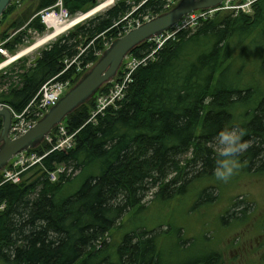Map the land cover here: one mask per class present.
Wrapping results in <instances>:
<instances>
[{"label": "trees", "instance_id": "16d2710c", "mask_svg": "<svg viewBox=\"0 0 264 264\" xmlns=\"http://www.w3.org/2000/svg\"><path fill=\"white\" fill-rule=\"evenodd\" d=\"M96 1L62 4L75 15ZM56 2L38 0L36 11ZM142 2L134 13H164L162 0L136 4ZM131 10L119 2L78 26L43 51L39 62L20 74L17 87L6 90L7 84L1 83L0 103L21 113L64 70L66 60L78 57V43L96 39L93 44H98L100 36L116 32ZM30 28L44 33L38 19ZM186 32L159 48L146 42L135 48L130 53L134 59L147 60L131 74L123 97L89 125L96 110L94 95L64 119L68 134L78 131L70 151L51 153L41 168L21 175L20 184L0 186V203L7 205L0 215L1 264H215L211 254L165 261L162 234L131 222L145 210L143 200L152 189H158L152 203H166L184 196L200 180L211 179L216 137L225 129L245 131L243 141L249 147L238 156L243 170L255 163L258 169L264 167V0L252 6V15H216ZM250 56L254 73L249 75L245 67ZM94 57L95 48L76 61L90 64ZM118 74L119 81L122 72ZM105 86L99 92L112 87ZM56 166L65 173L50 183L40 170L52 173ZM74 179L81 180L76 190ZM208 191L203 189L198 201L211 203ZM128 223L132 226L125 228ZM124 228L127 232L121 234Z\"/></svg>", "mask_w": 264, "mask_h": 264}, {"label": "rangeland", "instance_id": "374dc122", "mask_svg": "<svg viewBox=\"0 0 264 264\" xmlns=\"http://www.w3.org/2000/svg\"><path fill=\"white\" fill-rule=\"evenodd\" d=\"M101 1L102 0H97L93 6L90 5L81 12H77L75 15H69L68 11L63 7V9L67 11L68 16L67 18L64 17L61 20H69L72 18V21L78 17H83L89 11L97 7ZM136 1L137 0H113V4L110 8L98 11L91 16H88L68 32L57 36L53 41L47 43L46 46L34 51L30 55L15 60V63L3 68V70L0 71V77L2 78L0 79L2 81L0 84H7L5 87L6 90L17 87L19 84L18 78L20 74L32 67L30 62L33 61L37 55H40L43 51L50 48V46L54 45L60 39L67 36L71 32H74L78 26H82L86 24L88 20L104 14L107 10L111 9L119 2H126L130 5L132 7L131 14H133L134 11L136 12L137 9L144 3L142 2L136 4ZM180 1L181 0H162L164 3L163 14L171 11L179 4ZM246 2V0H225L219 5L220 7H217L216 11L208 15V20L216 15H232V17H236L238 15H252V9L237 8L238 6L243 7L246 5ZM37 4L38 0H13L6 12L1 16L0 44L4 45L6 55H0V64L6 62L8 57L23 51L25 48L34 44L37 39L42 36L44 37V35L48 33L45 25L42 24L41 17L51 14L52 11L57 14L59 13L60 8H55L54 5L53 8L36 11ZM210 10L202 11L209 12ZM193 13L196 15L198 11ZM158 16H154L151 13H134L132 16L126 15L120 22V26L116 28V32L110 36L108 35L107 37L100 36L102 38L98 44H93L96 39L89 43H78L80 54H87L90 49L95 48L96 57L93 59H96V61L90 63V66H88V62L81 65L78 61L74 65L75 67L73 66L74 69L72 66L70 67L72 63L68 61L64 62L65 68L61 73L69 67L68 71H66L63 75H72L64 80L69 84L68 92L92 70L110 44L125 36L129 31L142 26ZM35 19H38L39 23L44 27L43 34H38L30 28L32 20ZM197 26H194L195 28L193 27L194 29L191 31H194ZM170 33L171 31H168L166 35L152 37L146 43L155 44L157 48H159L167 40V36ZM16 39H18L16 42L17 44L14 45L13 50H10V45ZM246 59L249 64L247 63V66L245 67V74L250 75L254 73V69L251 65L252 56L247 57ZM138 65H141L140 61L134 59L131 54H128L119 67L115 78L111 82L107 83L106 86L104 84L97 90L95 93L97 99L99 97L106 96L109 93L103 91L99 92L104 88V86L106 88L107 86H113L114 83L112 82H118L117 76H120V74H118L119 71L125 72V74L129 76L134 72V70H136ZM69 71L70 73H68ZM125 74L124 76H126ZM245 78L248 79V77ZM110 89L111 87H109V90ZM122 97L123 94L120 99ZM0 104L3 106L0 110L4 108L8 110L10 109L6 104ZM63 127L65 129V124ZM66 130L67 129H65V131ZM77 133L78 132L75 133L74 139L76 138ZM9 135L10 134H8V136ZM9 137H11V135ZM74 139L71 137V140L69 141L70 143L68 142L70 147L75 146ZM68 140H62L59 138L57 141L54 138L53 141L56 142V146L55 143H53L52 147H58L61 142L64 144ZM67 145L64 144L63 146H66L67 148ZM47 146H49V144L44 138L36 148L23 151L25 153L21 152L22 155L13 157L7 164L6 168H8L6 171L0 172V186L6 182L8 178H10L8 172H10L12 178H15L16 174H21L26 170V167L28 166L25 165L26 163H39L41 161L37 160L41 157L39 155L47 153L50 149L52 150V148H47ZM62 148L59 147L55 151L57 153L70 151L69 149L63 150ZM188 157L189 156L184 157L183 159L187 160ZM39 164L38 167L41 168L42 166H39ZM255 165L256 166L253 164L251 170L248 171L246 169L243 170V165L239 164V167L234 171V174L227 182L218 181L215 175L211 179L200 180V182L187 188L186 192L183 194L184 196L181 195L182 197H176L166 203L156 201L155 203H152L154 199L153 195L158 191L157 188L152 189L143 200L145 210L141 214L137 215L131 223L133 225L142 226L145 229H157V232L162 234L161 247H163L162 252L164 256L163 259H165V261L170 258V260H173L174 263H180L195 257L211 254L215 259V264H264V167L262 169H258V164L255 163ZM40 171L43 172L44 177L48 178L50 176V173L46 170L41 169ZM54 171L57 179L56 182H58L59 177H61L60 174L64 175L65 168L56 166ZM41 172H39V174L42 175ZM69 173L70 172L68 171L66 174L69 175ZM74 176H77L76 172L71 175V177ZM80 183L81 180L75 181L74 179L72 183L73 190H76ZM203 189L209 190L207 193L212 198L211 203L203 200L198 201L199 194ZM5 210L0 208V215H2ZM131 223H128L125 228L131 227ZM125 228L121 230V234L127 232V229Z\"/></svg>", "mask_w": 264, "mask_h": 264}, {"label": "water", "instance_id": "95a60500", "mask_svg": "<svg viewBox=\"0 0 264 264\" xmlns=\"http://www.w3.org/2000/svg\"><path fill=\"white\" fill-rule=\"evenodd\" d=\"M12 1L0 0V18ZM223 1L225 0H181L171 11L129 31L125 36L114 41L103 52L92 70L31 129L17 139H11L8 136L12 119L11 112L6 108L0 110V172L17 154L36 148L55 126L61 124L68 115L84 105L100 87L112 81L125 57L135 48L152 37H159L168 32L186 15L195 11L215 9ZM39 60L40 55H37L30 65L35 66Z\"/></svg>", "mask_w": 264, "mask_h": 264}, {"label": "built area", "instance_id": "2783aa9c", "mask_svg": "<svg viewBox=\"0 0 264 264\" xmlns=\"http://www.w3.org/2000/svg\"><path fill=\"white\" fill-rule=\"evenodd\" d=\"M246 1H247L246 5H244L243 7H237V8H242V9L243 8H249L251 10L252 6L256 2H258L259 0H246ZM55 8H60L59 13L56 14L54 11H52L51 14H53L55 17H60V20L64 17L67 18L68 14H67V11L65 9H63L62 0H57V4H55ZM216 10H217V8H215L213 10L211 9L210 12L198 11V13L196 15H195V13H190V14L186 15L170 30L171 33L169 35L167 34L168 35L167 40L170 38H173L177 33L193 30L200 22H204V21L208 20V15H210L212 12H214ZM49 15L50 14H47L44 17H47ZM56 15H58V16H56ZM44 17L43 16L41 17L42 24H43ZM117 25L118 24H116L115 26H117ZM45 28H46V26H45ZM46 31L48 32L47 28H46ZM165 34H163V35H165ZM163 35H161V36H163ZM0 55L1 56L6 55L3 44H0ZM81 55H82V53L80 54V52H79V55L77 58H79ZM149 57H151V56H149ZM77 58L70 61V63H72L70 65V67L71 66L73 67L77 63V61H76ZM146 60H147V58L140 61V64H145ZM88 66H90V64H88ZM68 68L65 69V71L63 73H60L58 76H56L55 78H53L50 81H48L47 83H45L39 89L36 96L31 100V102L28 104V106L21 113H15L11 108L9 109V111L11 112V115H12V119H11V126H10V130H9L8 134L11 135V137H10L11 139H17V138L21 137L22 135H24L51 108H53L59 102V100L68 92V87H69L68 82L59 80V78L66 71H68ZM124 74H125V72H122V78L117 83L112 82V83H114V85L111 87V89L109 90V93L105 97L102 96V97H99L98 99H96V110L94 113L91 114L89 120L87 121V124H94L98 115L102 116L108 107L113 106L115 104V102L120 99V97L122 96L124 85L130 83L131 74L129 76H127L126 74H125L126 76H124ZM1 108H3V106H1V104H0V109ZM63 126H64L63 123L55 126L50 131V133L45 137V140H47V143L49 144L48 147L52 148V150L50 149L49 151H47V153L40 155L41 157H39V159H38V160H41L39 162L40 164L39 163L32 164V162L26 163L25 165H28V166L26 167V170L24 172L30 170L31 168H33L35 166H38V164H39V166H41L42 161L46 157H48L51 153L56 152L55 150H57L59 147H61V148L63 147L62 148L63 150H65V149L71 150V148L73 146L70 147L68 142L71 140V137H73V139H74L76 132L72 133V134H68L67 130L65 131L66 128L64 129ZM52 138H55L57 141L59 140V138H61L62 140H68L69 139L66 143H64L66 145L68 144L67 148H66V146H63L62 143L58 147L53 148L52 144L55 143V146H56V142H54ZM74 143H75V141H74ZM22 153H25V152H22ZM22 153H19L17 155H22ZM47 154H49V155H47ZM7 168H5L3 171L5 172ZM8 173L10 175V178H8L6 180V182H4L3 184L8 183V184H12V185H18L20 183L21 175H23V173L16 174L15 178L11 177L10 172H8ZM49 175H50L49 181L51 183H55L57 181V179L55 177V172H52ZM60 175H62V174H60ZM6 206L7 205L5 202L0 203L1 209L5 210Z\"/></svg>", "mask_w": 264, "mask_h": 264}, {"label": "clouds", "instance_id": "9594fccd", "mask_svg": "<svg viewBox=\"0 0 264 264\" xmlns=\"http://www.w3.org/2000/svg\"><path fill=\"white\" fill-rule=\"evenodd\" d=\"M245 131L233 127L221 131L216 137L217 160L214 175L218 181L227 182L239 167L238 156L249 144L243 141Z\"/></svg>", "mask_w": 264, "mask_h": 264}, {"label": "bare ground", "instance_id": "6f19581e", "mask_svg": "<svg viewBox=\"0 0 264 264\" xmlns=\"http://www.w3.org/2000/svg\"><path fill=\"white\" fill-rule=\"evenodd\" d=\"M94 4V3H93ZM113 4V0H102L101 3L95 7L93 10L89 11L87 14H85L83 17H78L71 21V19L67 20H60V17H55L53 14H50L47 17H44L43 24L46 26L48 33L42 36L41 38L37 39L34 44L30 45L29 47L25 48L23 51H20L16 54H14L11 57L7 58V61L0 64V71L3 70V68L7 67L8 65L15 63V60L21 59L27 55H30L34 51L44 47L47 45V43L53 41L57 36L62 35L63 33L68 32L71 30L75 25H78L81 21H83L88 16H91L92 14L108 9ZM243 4V3H242ZM256 4V3H255ZM220 7V6H219ZM234 7V6H233ZM239 7V6H238ZM135 12V11H134ZM210 12V11H209ZM245 13V12H244ZM87 15V16H86ZM80 16V15H79ZM205 22V21H204ZM182 33V32H181ZM187 33V32H186ZM180 34V33H179ZM166 35V34H165ZM177 36V34H176ZM91 44V43H90ZM148 55V54H147ZM67 61V60H66ZM150 62V61H149ZM142 65V64H141ZM139 66V65H138ZM75 67V66H74ZM73 68V67H72ZM81 68V67H80ZM74 69V68H73ZM135 71V70H134ZM126 85V84H125ZM109 92V91H108ZM107 92V93H108ZM124 94V93H123ZM105 97V96H104ZM117 102V101H116ZM110 109V108H109ZM106 112V111H105ZM91 116V115H90ZM90 125V124H89ZM77 135V134H76ZM10 136V135H9ZM54 139V138H53ZM75 141V139H74ZM62 143V142H61ZM70 143V142H69ZM63 144V143H62ZM73 144V143H72ZM64 145V144H63ZM40 156V155H39ZM38 160V159H37ZM49 178V177H48ZM4 212V211H3Z\"/></svg>", "mask_w": 264, "mask_h": 264}]
</instances>
